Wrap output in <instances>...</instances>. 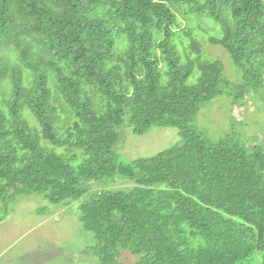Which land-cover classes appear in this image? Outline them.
<instances>
[{
	"label": "trees",
	"instance_id": "16d2710c",
	"mask_svg": "<svg viewBox=\"0 0 264 264\" xmlns=\"http://www.w3.org/2000/svg\"><path fill=\"white\" fill-rule=\"evenodd\" d=\"M182 8L220 26L209 43L240 72L234 99L264 91V0H0V201L56 204L100 178L132 181L79 207L99 264H120L121 250L137 264H264V150L194 126L231 82L194 39L178 55ZM125 120L135 136L175 128L181 140L121 164Z\"/></svg>",
	"mask_w": 264,
	"mask_h": 264
},
{
	"label": "rangeland",
	"instance_id": "374dc122",
	"mask_svg": "<svg viewBox=\"0 0 264 264\" xmlns=\"http://www.w3.org/2000/svg\"><path fill=\"white\" fill-rule=\"evenodd\" d=\"M186 10L182 8L176 12L178 28L175 29L173 45L178 55L185 61L190 39H194L201 47V58L221 61L224 74L231 82L223 95L201 107L194 126L210 142L229 137L234 142L260 146L264 150V91H251L241 100L234 99L232 92L240 82V72L225 50L209 43V38L222 36L220 26L207 16H191ZM198 75L195 69L187 83L195 84ZM49 89L55 94L52 83H49ZM6 99L7 95L0 92V104ZM30 125L36 126L33 119ZM114 131L117 141L113 152L118 162L124 165L138 158L152 157L181 140L175 128L153 127L146 134L135 136L127 120L114 127ZM55 151L61 152L60 149ZM80 161L73 166L76 167ZM87 186L88 190L81 198L56 204L38 194L16 195L7 205L0 201V264H99L87 252L95 239L92 233L83 230L79 207L100 191L128 190L134 183L115 176L88 182ZM138 261L139 256L127 250L120 251V264H137Z\"/></svg>",
	"mask_w": 264,
	"mask_h": 264
}]
</instances>
